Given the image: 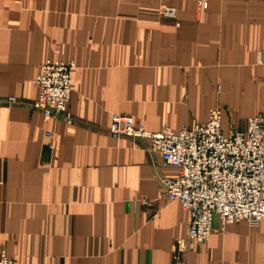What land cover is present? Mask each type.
Here are the masks:
<instances>
[{
    "label": "crops",
    "instance_id": "obj_1",
    "mask_svg": "<svg viewBox=\"0 0 264 264\" xmlns=\"http://www.w3.org/2000/svg\"><path fill=\"white\" fill-rule=\"evenodd\" d=\"M46 60L74 63L72 124L33 106ZM214 107L225 134L264 115V0H0V258L264 264V222L217 215L207 241L176 262L188 212L158 176L177 169L108 132L115 114L176 132Z\"/></svg>",
    "mask_w": 264,
    "mask_h": 264
},
{
    "label": "built area",
    "instance_id": "obj_2",
    "mask_svg": "<svg viewBox=\"0 0 264 264\" xmlns=\"http://www.w3.org/2000/svg\"><path fill=\"white\" fill-rule=\"evenodd\" d=\"M205 8V1H198ZM160 14L174 18V7L162 4ZM73 61L46 60L32 84L38 89L33 106L44 121L62 118L72 124L67 104L71 92ZM14 102V97H8ZM108 132L141 141L144 148L158 153L165 165L177 169L174 175L158 176L166 197L179 202L188 212L187 233L176 240V262L209 238L213 215L221 225L244 220L250 225L264 222V115L246 119L244 130L221 129V109L209 111L205 122L173 131L163 127L148 131L126 114L111 117ZM0 264H15L2 256Z\"/></svg>",
    "mask_w": 264,
    "mask_h": 264
}]
</instances>
